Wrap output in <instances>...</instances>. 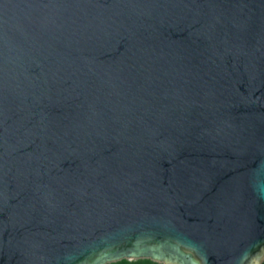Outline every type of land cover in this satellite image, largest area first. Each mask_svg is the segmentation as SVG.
<instances>
[{"label": "water", "instance_id": "1", "mask_svg": "<svg viewBox=\"0 0 264 264\" xmlns=\"http://www.w3.org/2000/svg\"><path fill=\"white\" fill-rule=\"evenodd\" d=\"M264 264V0H0V264Z\"/></svg>", "mask_w": 264, "mask_h": 264}, {"label": "rangeland", "instance_id": "2", "mask_svg": "<svg viewBox=\"0 0 264 264\" xmlns=\"http://www.w3.org/2000/svg\"><path fill=\"white\" fill-rule=\"evenodd\" d=\"M110 264H164V263L156 262L151 259H138V260L124 259Z\"/></svg>", "mask_w": 264, "mask_h": 264}]
</instances>
